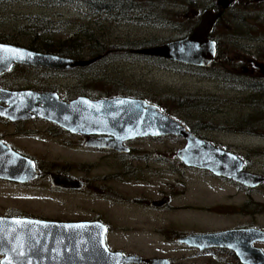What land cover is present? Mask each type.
I'll return each mask as SVG.
<instances>
[{"label": "flooded vegetation", "instance_id": "obj_1", "mask_svg": "<svg viewBox=\"0 0 264 264\" xmlns=\"http://www.w3.org/2000/svg\"><path fill=\"white\" fill-rule=\"evenodd\" d=\"M151 8L195 12V22L188 34L153 46L191 34L201 24L205 11L221 12L207 35L216 48L211 62L207 66L188 64L190 67L179 69L162 62L164 57L134 51L144 47L109 49L81 57L65 56L98 57L88 66L69 69L16 61L2 68L8 60L6 57L0 59V199H4L5 189H37L43 188L44 183L52 192L88 198L77 206L59 204L51 211V217L10 209L0 214V218L95 223L96 228L104 232L105 244L111 253L131 258L122 264H155L152 261L158 264H264V199H256L257 195L264 196V182L247 187L212 170L184 163L178 152L187 145V140L181 136L136 137L123 142L124 150L94 145L93 140L106 136L73 133L52 120L33 114L32 100L20 96L21 92H52L67 102L79 96L92 99L127 96L144 99L161 108V92L154 90L147 94L143 89L118 88L116 80L104 82V90L90 86L93 91L86 93L81 90L87 83L80 71L107 59L183 70L199 82L209 83L205 91L190 95L193 112L203 110L213 114L224 112L222 108L226 107L251 111L232 119L231 125L215 126V122L201 117H195L193 122L175 118L200 139L240 156L243 171L264 175V35L261 31L264 0H154ZM37 41L36 35L23 38L16 32L0 30V44L51 53L35 49ZM60 78L78 79V87L64 96L52 84ZM167 139L172 140L174 148L167 147ZM54 145L94 157L75 163L37 158L39 153L50 154ZM167 155L172 158L167 159ZM19 156L34 163L36 177L31 174V165ZM168 162L173 177L167 175ZM16 170L19 174L13 173ZM54 173L77 178L80 187L54 185L51 179ZM197 176H206L208 181L228 187L244 199H232L234 194L222 199H183L176 185L186 187L188 181L191 183L192 177ZM18 177L25 180H18ZM195 188L193 183L191 190ZM2 258L0 255V262Z\"/></svg>", "mask_w": 264, "mask_h": 264}, {"label": "water", "instance_id": "obj_2", "mask_svg": "<svg viewBox=\"0 0 264 264\" xmlns=\"http://www.w3.org/2000/svg\"><path fill=\"white\" fill-rule=\"evenodd\" d=\"M220 15L221 12L205 11L201 24L191 34L134 51L207 66L216 52L215 43L207 35ZM3 57L8 62L2 68H8L10 62L16 61L69 69L88 66L98 59H75L0 44V59ZM20 96L32 100L33 114L52 120L73 133L106 136L93 140L94 145L124 150L123 142L136 137L181 136L187 140V145L178 152L184 163L212 170L247 187H256L264 182L263 174L243 171L240 156L200 139L184 123L144 99L79 96L67 102L61 100L57 93L36 91L21 92ZM19 157L31 165V174L36 177L34 163ZM13 173L19 174V171ZM51 179L56 186L80 187L77 178L60 173L52 174ZM18 180L25 179L18 177ZM0 255L3 256L0 264H122L131 261V258L110 252L105 244L104 232H100L95 223H62L28 217L0 218ZM152 263L158 264V261Z\"/></svg>", "mask_w": 264, "mask_h": 264}, {"label": "rangeland", "instance_id": "obj_3", "mask_svg": "<svg viewBox=\"0 0 264 264\" xmlns=\"http://www.w3.org/2000/svg\"><path fill=\"white\" fill-rule=\"evenodd\" d=\"M144 2L145 0H139ZM194 11H153L142 18L124 20L117 23H107L104 19L94 14L84 2H58L52 0H0V30L8 33L16 32L17 35L29 38V35L35 33L33 25L35 19H47L51 21V27L43 30V36L51 40H64L71 36L88 41L83 34L84 28H87L95 34L96 37L103 39L106 43L118 44L119 46L126 42L142 41L149 39L169 40L178 37L185 32L194 19ZM136 17L139 14H135ZM37 26V24H36ZM262 35H264V23L261 25ZM41 32H38V34ZM81 76L86 81V87L81 90L86 93L93 91L90 86L104 90V82L116 80L118 88L127 90H147L161 92V102L171 111L176 110L177 118L193 122L194 118L201 117L207 121L215 122L218 125H231V120L241 113H249V108H222L224 112L211 114L209 111L196 110L193 112L185 107H179L177 96L190 98L193 93L203 92L208 87L207 81L199 82L198 79L191 76L189 72L176 70L173 68H156L147 65L128 64L118 60L107 59L88 69H84ZM40 73V72H39ZM94 79L93 82H87ZM98 79V80H96ZM78 79L53 80V86H56L65 96L68 92L78 87ZM124 83V84H123ZM67 84H69L67 86ZM77 88V92H78ZM98 95V93H96ZM226 137V140H229ZM246 142H257L255 140ZM167 147L174 148L172 140L167 139ZM41 149V148H38ZM94 155L69 152L63 146H53L49 154H37L40 161H54L62 163L71 161L79 162L80 159H91ZM167 159L172 156L167 155ZM169 162L166 165L167 175L173 177V171L169 169ZM175 165V164H174ZM78 173L77 170L74 171ZM206 177V176H205ZM204 176L192 177L186 187L176 185L177 190L183 193V199H222L232 195L235 192L228 187H220L215 182L208 181ZM195 183V191L192 184ZM43 188H19L16 191L5 189L4 199H0V214L8 212L10 209H17L25 213H32L51 217V211L57 209L59 204L65 203L67 207L77 206L82 203L81 195L59 194L50 191L48 184L44 183ZM47 187V188H46ZM232 199H244L243 196L235 195ZM256 199H264L263 195H257Z\"/></svg>", "mask_w": 264, "mask_h": 264}, {"label": "trees", "instance_id": "obj_4", "mask_svg": "<svg viewBox=\"0 0 264 264\" xmlns=\"http://www.w3.org/2000/svg\"><path fill=\"white\" fill-rule=\"evenodd\" d=\"M15 1V0H14ZM53 1V0H52ZM58 2H84L90 8L93 9L94 14L101 17L102 19H108L110 21H122V20H132L135 18H142L153 12L154 10L151 8V4L154 3V0H145L144 2H140L139 0H54ZM160 12V11H159ZM172 12V11H165ZM177 12V11H175ZM135 14H139L136 17ZM33 28L36 35L38 37V41L34 43L35 49L44 52H51L62 56H73V57H81L87 54L96 55L99 53H104L109 49H129V48H140V47H148L158 44L160 42L168 41V40H157V39H149L142 41H131L123 43L122 45L106 43L103 39L95 36L93 32L84 28L83 34L86 36L88 41H85L76 36H71L64 40H51L43 36L44 29H48L51 27V21L47 19H35L34 18ZM194 20L191 21V25L188 29L181 33L179 37H182L188 34L193 25ZM38 32H41L38 34ZM162 62L168 63L170 65H175L179 69H185L190 67L188 64L179 63L175 61H170L164 58H161ZM104 92V91H103ZM177 102L179 107H185L186 109H190L192 107L191 99L183 96H177ZM161 108L165 113H168L177 118L176 110L171 111L167 106L163 103L160 104Z\"/></svg>", "mask_w": 264, "mask_h": 264}]
</instances>
